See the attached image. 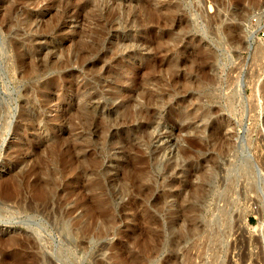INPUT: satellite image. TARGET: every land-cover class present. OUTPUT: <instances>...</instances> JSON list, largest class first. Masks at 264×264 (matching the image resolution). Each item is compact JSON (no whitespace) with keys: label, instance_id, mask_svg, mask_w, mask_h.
Listing matches in <instances>:
<instances>
[{"label":"rangeland","instance_id":"374dc122","mask_svg":"<svg viewBox=\"0 0 264 264\" xmlns=\"http://www.w3.org/2000/svg\"><path fill=\"white\" fill-rule=\"evenodd\" d=\"M119 2L127 9H118ZM260 3L0 0V188L11 181L18 186L13 198L0 202V250L6 253L0 264L32 262L26 255L14 258L12 238L34 242L51 264H61L60 250L70 253L76 264H264V5ZM67 5L85 8L76 17L63 18ZM21 10L35 14L33 28L26 26ZM105 17L115 19V24L103 27ZM134 17L136 22L131 23ZM60 24L66 28L55 32ZM150 24L160 26L148 29ZM33 33L41 39L29 44L30 61L25 59L28 50L15 45ZM94 44L99 47L85 64L72 62ZM116 44L128 46L127 56L119 55ZM46 46L51 47L37 52ZM205 55L209 67H198V72L195 60ZM55 56L70 62L55 68ZM95 58L101 62L88 64ZM129 58L137 68L115 78L131 81L126 93H109L96 84L111 60ZM82 88L101 95L99 102L119 107L96 111L99 128L79 137L85 111L76 90ZM36 90L54 93L60 99L58 109L54 103L48 105L40 123L12 134L16 123L34 120V115L20 116L31 102H43L45 95L34 97ZM153 107L150 119H166V125L150 123L142 129L130 123L128 131H122L120 123L113 125L126 109L141 112ZM52 113L58 114L57 121ZM200 114L218 124L209 137L195 121ZM255 121L258 131L253 129ZM151 134L162 143L156 138L155 144L150 143ZM223 136L227 140H218ZM236 151L250 162L251 170L230 174L237 193L228 196L226 216L215 212L210 218L213 199L207 196L190 197L191 208L175 211V201L166 202L159 194L175 192L179 184L185 194L188 187L179 165L167 178L163 175L160 161L166 157L180 165L185 159L208 157L218 166L217 178L224 179ZM84 169L86 175H81ZM146 185L154 188L147 191ZM37 191L40 197L33 202L30 198ZM28 203L33 204L32 211L27 210ZM197 213L216 225L194 229L191 216Z\"/></svg>","mask_w":264,"mask_h":264},{"label":"bare ground","instance_id":"6f19581e","mask_svg":"<svg viewBox=\"0 0 264 264\" xmlns=\"http://www.w3.org/2000/svg\"><path fill=\"white\" fill-rule=\"evenodd\" d=\"M98 1L100 2V0H98ZM260 5H264V0H261ZM116 6H117L118 9H127L126 6H124V3H122V2H119L118 4H116ZM84 8H85V5L84 6L83 5H80V6H69V5H67V6H65L63 8L62 16H63V18L76 17L75 15H77L79 12L83 11ZM210 9L211 8L208 7V9H206V11H210ZM107 10L108 9H106V12H107ZM144 10L145 9L143 8V11ZM262 12L264 14V8L262 9ZM19 14L20 15H25L26 16V21H25L26 26L29 27L30 29L33 28L32 27L33 24H34L33 17L35 16V14L28 13L26 10L19 11ZM148 15H150V14H148ZM115 22H116L115 19L105 17L103 19L102 26L103 27L112 26V25L115 24ZM132 22H136L135 17L133 18L131 23ZM159 26H160V24H156V25L150 24L148 26V29H151V27H157L158 28ZM65 28L66 27L65 26L63 27V24H60L57 27L55 32H59L60 33ZM33 34L34 35H30V37L28 39H26V41L24 43H17L15 45L17 48H21L22 47L23 49L26 48V50H28V52H25V56L27 57L25 59H28V60H30V58H32V56H31L32 55V51L29 50V48H28L29 44L32 41H34V40L41 39L40 37H38L39 35H37V33H33ZM108 35L111 36V38H112L111 34H108ZM189 39L193 40L194 38H193V36H190ZM137 40H143V38L141 37V38H138ZM49 47H51V46H46L44 48L43 47L39 48L37 52L41 53L43 51V49H48ZM98 47L99 46L94 44L90 49H86V50L81 51L80 53H78L74 57L72 62L75 63L78 66L79 65L82 66L83 64L86 63L87 59H89V57L92 54L96 53ZM127 47L128 46H125L123 44L122 45L116 44L115 49L118 50L119 55L122 54L124 56H127ZM129 56H131V55H129ZM205 59L202 56V58H200L199 62H197L195 60V62L197 64L195 62L194 63L197 66H195L194 64L193 65L195 66V68L197 67L196 70H198V67L199 68L201 67L202 69H204L206 67H209L208 62H206L208 60V56L207 55H205ZM53 60H54L52 62L53 66L55 68H59V69L62 68L65 64L70 62L69 58L61 59L59 56H55L53 58ZM99 62H101V59L99 60V58H95L92 61H89L88 64L93 66L94 64H97ZM135 63L136 62L134 60L130 59V58L128 60H126V62H122V61L117 62L116 59L111 60L109 62L108 70H106L102 75L98 76V78L96 80V84H98V85L104 87L105 89H107L106 91L109 92V93H112V92H120L122 94L126 93V89H127L128 86H130L131 81L128 80V79H125L122 82H119V81L116 82L115 78L119 74H123L124 75V74L128 73L129 71H133V69H136L137 67H136ZM44 66H48V64H46ZM40 69H41V71L43 70L44 72H46L48 70L47 68H40ZM198 72H199V70H198ZM38 93H42L43 95H45V98H44L43 102L42 103H33V102H31L24 109V112L20 116V117H27L29 115H34L35 116L34 120L32 122L27 120L26 125L21 124V122L16 123V125L12 129V134H14V135L18 134L20 128H22V127L33 128V127H35L37 125V123H40L41 122V117L43 116V113H44V109L48 105H53V103H54L53 106H55L56 109H58V107H59L58 105L60 103V99L59 98L56 99L55 98L56 96H55L54 93H47L44 90H41V91L38 90V92H37V90H36V93H34V97H36L38 95ZM76 93L78 94V97L81 100L80 103L83 105V109L85 111L83 119L81 120L80 125H79L80 131L77 133V136H79V137H81V136H83V135H85L87 133H92V132H94L93 131L94 129L96 130V129L99 128L97 120L95 118L96 111H98V112L99 111H101V112L108 111V109H109V108H107L108 105H111L113 107L112 109L119 107L118 104L114 105V102H111L110 104H107L106 102H99V99L101 98V95L90 93L85 88L77 89ZM155 109H156L155 107L148 108L146 111H141V112L140 111L133 112V110L129 111L128 109H126L118 118L112 120L113 121V125L116 126V125H118L120 123V126H123L122 127L123 128L122 131H128V129L130 127L129 126L130 123H133V124L137 123V125H139L138 127L142 128V129L143 128L147 129V128H145V126L149 125L150 123H153L157 127H159V126L162 127V126L166 125V123L168 121L166 119H161V118L150 119V115L152 114V112ZM52 115L54 116V121H57L56 117H58V114L57 113H55V114L52 113ZM205 119H206L205 115L204 114H200L199 116H197L195 118V121L201 122L202 127H204V130H207L208 137H209V136H211V134L214 131V129L218 127V124L215 121H213V120H211V122H207V121H205ZM3 121H4V119L2 120V122ZM139 121H144V123H140ZM194 123L195 122L193 121V123H191V125H193ZM150 125H152V124H150ZM4 127H5V122H3L2 125H1L2 129ZM257 127L258 126H257V123L255 121V123H253V129L256 131ZM257 131H258V129H257ZM155 138L157 139V142L159 140H161L160 142L162 143L163 139H160V138L154 136L153 134L150 135L148 140H150V143H152ZM166 139L167 140L170 139L169 136H166ZM218 140L222 141V140H227V139L223 136L220 139L218 138ZM164 144H166V143H164ZM72 146H73V148L75 150L77 149V147H76L77 145L76 144H73ZM74 155H75V153H74ZM230 158L234 159L235 162L234 163H229V165H228L229 168H228L227 172H228L229 175L226 176L224 179H218L217 178L218 177V170H217L218 166L215 163L211 162L208 159V157L204 156L203 158H197V159L195 158L193 160L192 159H187V160L185 159V160H183L181 162V165L178 162H176L175 160H173L171 162L170 159L169 158L167 159V157H166L164 159L165 161H160V163H162V166H163V169H164V170H162L164 172V173L162 172L163 175L165 174V177L167 178L166 175H168L170 172L173 173L174 169H176V167L179 165L181 167V171L180 172L183 174L185 182L188 183V185L186 184L188 187L187 186H184V187L185 188L187 187L188 189L187 188H186V190L184 189L185 190V192H184L185 194H183V192H180L181 190L178 189L179 186H180V184H179V186L176 185L175 188H177V189H176L175 192H173L172 190H166V191L163 190L164 192L159 193V194L162 195L161 197L166 202H167L168 198H171V201H175V203H176L175 204L176 208L174 209L175 211H177V209H180L182 207L183 208H191L192 207L191 198H195L196 199V198H199V197H202V196H205V197L207 196L208 198H212L213 199L211 204H210L211 206H213V212L210 215V218L213 217L215 212H219V214H220L219 216H221V217L226 216L227 215L226 214V208L228 207V204H229L228 196H229L230 193H232V194H236L237 193L235 191V189H234L236 187V184H234V181L231 180L234 177H231L230 174L233 173L234 176H235L237 173H243L246 170H251L250 162L247 159L241 158L239 151H236L235 153H233L230 156ZM86 172H87V170L84 169L81 172V175H83V174L86 175ZM178 172H179V170H178ZM141 174L144 177V175H143L144 173L143 172L142 173L139 172V174H138L139 179H140V177L143 178L141 176ZM160 179H161V177H160ZM162 183L163 182H161V184ZM165 183H166V181H165ZM154 185L155 184L153 183V186ZM153 186H151V187H153ZM142 187H144V185H142ZM151 187L149 185L148 186L146 185V188L147 189L149 188L148 190L147 189L146 190L147 191L151 190L150 189ZM173 187H174V185H173ZM153 188H152V190H153ZM143 189L141 190V192L143 191ZM184 190H182V191H184ZM16 191L18 192V186H17L15 181H11V182L5 183L0 188V202L9 201L11 198H13V196L16 193ZM140 193H139V195H141ZM142 193H144V191ZM178 193H180V195ZM146 195L148 196L147 193H146ZM143 196H144V194H143ZM39 197H40V191H37V192H35L33 194L32 198H30V200L34 202V200L37 199V198L39 199ZM161 199H159V200H161ZM153 203H154V201H153ZM32 206H33L32 203H28L27 204V207H28L27 210L28 211H32L33 210V208H31ZM170 206H173V205H170ZM201 210H202V205L200 206L199 212ZM1 213H2V211H1V207H0V215H1ZM217 216L218 215L216 214V217ZM182 217H180V218H182ZM191 218H192L191 222L194 225V229H201L200 227L202 226V224H203V226H207L208 228H212L213 225L214 226L216 225V221H214V220L211 221L210 218L205 220L204 219L205 217L200 218L198 213L197 214H193L191 216ZM199 219H201V220H199ZM202 220H204V222H202ZM219 220H220V218H219ZM211 224H212V226H211ZM191 227H192V225H191ZM62 233H63V235H67V230L63 226H62ZM23 241H28V242L27 243L20 242V241L16 240L15 238H12L9 241V246H15L12 249V254L14 255L15 259L19 260V258H21L23 255H26V256H30L31 257V261H32V262H29L28 264H30V263L34 264V263H37V262L51 264L50 262H48L49 260L47 259V257L45 256L44 253H42L39 250H37V248H34V245H35L34 242H31L29 239H27V240L24 239ZM28 245H30V247H27ZM17 247H18V249H17ZM59 253L60 254L57 253V258L61 261V264H76V263H74V261L71 262V258H70L71 254L70 253H67V255H64V252L62 250H60ZM4 254H6L5 251L0 250V257L1 258L5 257ZM72 258H73V256H72Z\"/></svg>","mask_w":264,"mask_h":264}]
</instances>
